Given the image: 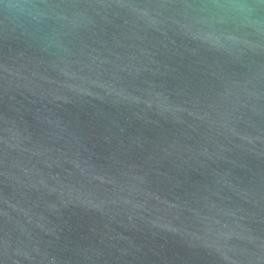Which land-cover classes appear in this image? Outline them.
<instances>
[{"label":"water","instance_id":"1","mask_svg":"<svg viewBox=\"0 0 264 264\" xmlns=\"http://www.w3.org/2000/svg\"><path fill=\"white\" fill-rule=\"evenodd\" d=\"M0 264H264V0H0Z\"/></svg>","mask_w":264,"mask_h":264}]
</instances>
